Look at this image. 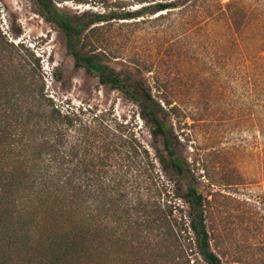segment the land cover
Returning <instances> with one entry per match:
<instances>
[{
	"label": "trees",
	"instance_id": "obj_1",
	"mask_svg": "<svg viewBox=\"0 0 264 264\" xmlns=\"http://www.w3.org/2000/svg\"><path fill=\"white\" fill-rule=\"evenodd\" d=\"M37 1L45 19L65 34L75 67L140 106L163 147L158 162L185 188L179 185L184 194L175 196L180 204L163 199L160 188H153L147 155L142 154L139 165V146L126 136L123 125H104V119L93 118L94 123L102 120L96 125L79 113L63 112L45 93L34 55L23 56L24 46L10 43L0 29V244L16 249L27 261L38 257L47 264H105L99 258L107 255L110 244L117 246L116 261L128 257L130 264H139L145 258L140 255L153 249L160 252L158 264H198L197 256L205 264H242L213 249L207 199L187 184L191 170L176 158L169 126L159 112V100L167 106L173 102L160 86L132 82L131 71L123 75L112 67L110 62L121 57L104 44L103 36L115 25L167 22L173 49L168 59L139 60L138 54L121 59L139 74L154 75L155 85L164 84V78L172 77L165 68L174 70L184 55L180 27L222 20L239 31L246 18L243 0H111L118 10L84 12L75 19L52 0ZM155 191L159 198L151 203ZM33 231L62 233L63 239L52 240L42 253L31 244Z\"/></svg>",
	"mask_w": 264,
	"mask_h": 264
},
{
	"label": "rangeland",
	"instance_id": "obj_2",
	"mask_svg": "<svg viewBox=\"0 0 264 264\" xmlns=\"http://www.w3.org/2000/svg\"><path fill=\"white\" fill-rule=\"evenodd\" d=\"M72 19L84 12L109 13L111 0H52ZM245 23L239 31L227 21L206 20L180 27L182 60L174 70L165 68L164 84L155 85L154 75L128 68L123 58L168 59L172 33L167 22H148L136 28L113 26L103 36L104 44L121 59L110 65L124 74L133 73L132 82L143 80L146 87L160 86L173 105L159 100L161 117L169 126L172 149L179 162L191 170L188 185L207 199V224L213 249L228 254L227 259L242 264H264V0H243ZM135 9V8H134ZM37 0H0V29L10 43L24 46L23 56L34 55L45 84V93L67 112L79 113L86 121L100 125H123L126 136L139 146V165L147 155L154 189L162 198L180 200L185 188L173 173L158 162L163 152L160 140L151 134L140 106L122 92L101 85L98 77L76 68L68 53L66 36L41 14ZM135 30V31H134ZM165 30L163 34L157 33ZM167 34V37L165 36ZM155 35L157 40H151ZM163 38V40H160ZM169 43V44H168ZM179 44V46H180ZM138 58V57H137ZM136 58V59H137ZM171 70V71H170ZM159 99V98H158ZM177 111H172V106ZM147 153H144L143 151ZM136 161V160H135ZM152 192L151 203L159 198ZM158 197V198H157ZM177 212V216H179ZM48 236L31 233V244L45 253L48 243L62 241V233ZM4 236L0 235V242ZM117 246L110 244L105 264H130L128 257L116 261ZM158 250L140 255L139 264H158ZM198 264H205L197 256ZM47 264L38 257L27 261L14 248L0 244V264ZM195 259L193 257L194 263ZM197 264V263H195ZM239 264V263H235Z\"/></svg>",
	"mask_w": 264,
	"mask_h": 264
}]
</instances>
